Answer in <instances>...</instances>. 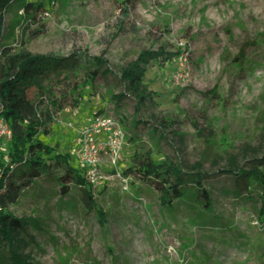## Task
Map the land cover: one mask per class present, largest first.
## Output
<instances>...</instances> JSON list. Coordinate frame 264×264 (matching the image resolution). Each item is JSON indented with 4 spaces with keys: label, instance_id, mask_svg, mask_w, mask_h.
Here are the masks:
<instances>
[{
    "label": "rangeland",
    "instance_id": "rangeland-1",
    "mask_svg": "<svg viewBox=\"0 0 264 264\" xmlns=\"http://www.w3.org/2000/svg\"><path fill=\"white\" fill-rule=\"evenodd\" d=\"M31 2L46 4L36 24L24 18ZM5 46L71 63L62 76L77 81L71 97L79 107L59 114L41 139L71 153L73 167H82L79 132L101 110L127 133L115 166L101 158L93 186L105 226L78 187L63 197L61 170L36 180L10 208L39 223L16 244L31 264H264L257 193L237 197L235 177L220 174L264 155V0H137L128 14L121 0H16L4 16L0 51ZM147 50L170 56L149 67L154 96L136 113L120 71ZM99 56L112 73L84 89ZM135 145L185 172L202 164L213 210L192 191L166 208L154 188L124 176Z\"/></svg>",
    "mask_w": 264,
    "mask_h": 264
},
{
    "label": "trees",
    "instance_id": "trees-1",
    "mask_svg": "<svg viewBox=\"0 0 264 264\" xmlns=\"http://www.w3.org/2000/svg\"><path fill=\"white\" fill-rule=\"evenodd\" d=\"M15 1L0 0V39L5 13ZM136 1L121 0L126 14ZM24 7V18L36 24L46 4L31 2ZM29 26L27 24L26 28ZM169 56L162 50L143 51L137 60L121 69L120 80L124 83L125 91L136 99V113L154 96L146 83L149 67L154 62L167 60ZM242 57L243 54L237 63L243 61ZM93 62L96 69L83 82L84 89L93 88L98 78L112 73L106 68L102 56L94 57ZM70 67L68 59L53 54H34L24 48L18 51L12 46H5L0 51V118L7 121L12 131L11 140L0 141V264H31L29 257L18 253L16 244L19 238L27 234L29 227H39V223L32 217L15 216L10 208L17 205L26 190L46 174L61 170L62 174L57 180L63 197L70 193V185L78 187L84 206L96 210L101 224L106 225V213L97 205L84 166L81 164V169L73 167L71 153L41 139V135L51 134L52 125L59 114L68 108L79 107V99L73 101L71 97L78 86L77 81L72 84L66 75L62 76L63 71ZM125 95L120 93L116 97L118 102ZM103 113L101 110L96 115ZM76 155L78 157V151ZM202 167V164L197 163L185 172L180 163L172 158L157 161L152 150L135 145L132 165L123 174L154 188L160 194L162 206L166 208L173 207L177 200L183 199L186 191H192L196 201L204 209L212 211L213 198L204 187ZM220 174L235 177L233 192L237 197L248 194L252 198L254 192L257 193L261 203L259 221L264 223V155L252 159L243 167L225 169Z\"/></svg>",
    "mask_w": 264,
    "mask_h": 264
},
{
    "label": "built area",
    "instance_id": "built-area-1",
    "mask_svg": "<svg viewBox=\"0 0 264 264\" xmlns=\"http://www.w3.org/2000/svg\"><path fill=\"white\" fill-rule=\"evenodd\" d=\"M12 131L4 118H0V141H9ZM78 158L85 169V176L92 186H97L101 177V158L107 154L115 166L126 144L127 133L120 119L106 113L95 115L79 132Z\"/></svg>",
    "mask_w": 264,
    "mask_h": 264
}]
</instances>
